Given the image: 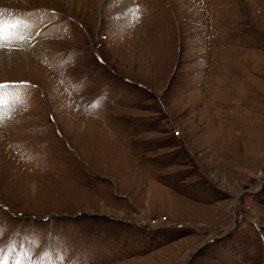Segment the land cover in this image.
Returning <instances> with one entry per match:
<instances>
[{
	"label": "rangeland",
	"instance_id": "rangeland-1",
	"mask_svg": "<svg viewBox=\"0 0 264 264\" xmlns=\"http://www.w3.org/2000/svg\"><path fill=\"white\" fill-rule=\"evenodd\" d=\"M0 26V264H264V0H8Z\"/></svg>",
	"mask_w": 264,
	"mask_h": 264
},
{
	"label": "bare ground",
	"instance_id": "bare-ground-1",
	"mask_svg": "<svg viewBox=\"0 0 264 264\" xmlns=\"http://www.w3.org/2000/svg\"><path fill=\"white\" fill-rule=\"evenodd\" d=\"M0 6H2V7H7L8 6V0H0ZM133 6L131 5V3H128V2H126V4H125V6L123 7V9L124 10H129L130 8H132ZM3 27L2 26H0V40L2 41V42H4L5 44H8V45H15V42H17L18 40L20 41L21 39H19L21 36H22V34L23 33H21L20 34V32H18V31H15V29L14 28H11L10 26H9V28H5V29H2ZM21 32H22V30H21ZM20 35V36H19ZM18 36H19V38H18ZM40 43V42H39ZM17 44V43H16ZM7 45V46H8ZM40 45V44H39ZM10 52V51H9ZM4 56V54L3 53H0V62L2 63V65L3 66H5V64H7V62H5V61H1L2 60V57ZM19 57H21V58H23L21 61L23 62L24 61V59H26L27 60V62H30L31 61V58L28 56V54H26V53H20L19 54ZM13 58H14V54H9L8 55V60H9V64H10V66L11 67H13V66H15V64L17 65L18 64V62H16L15 61V59L13 60ZM3 59H4V57H3ZM20 62V61H19ZM31 63V62H30ZM29 63V64H30ZM8 256H10V255H8ZM4 264H11L10 262H9V257L7 258V259H5L4 260ZM17 264H30V262H29V260L27 261V260H24V259H22V258H20L19 260H18V263Z\"/></svg>",
	"mask_w": 264,
	"mask_h": 264
},
{
	"label": "snow or ice",
	"instance_id": "snow-or-ice-1",
	"mask_svg": "<svg viewBox=\"0 0 264 264\" xmlns=\"http://www.w3.org/2000/svg\"><path fill=\"white\" fill-rule=\"evenodd\" d=\"M5 85H0V88L4 87Z\"/></svg>",
	"mask_w": 264,
	"mask_h": 264
}]
</instances>
